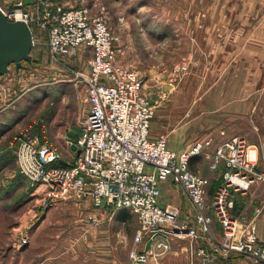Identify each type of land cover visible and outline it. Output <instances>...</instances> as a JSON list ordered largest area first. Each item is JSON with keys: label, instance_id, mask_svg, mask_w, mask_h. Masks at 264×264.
<instances>
[{"label": "rangeland", "instance_id": "1", "mask_svg": "<svg viewBox=\"0 0 264 264\" xmlns=\"http://www.w3.org/2000/svg\"><path fill=\"white\" fill-rule=\"evenodd\" d=\"M133 2L120 0L117 7L121 14L117 18L114 15L110 28L117 37L116 64L139 72L144 80L142 94L155 106L149 138H163L170 150L179 153L209 138L217 141V135L224 137L222 141L240 137L250 149L256 150V170L261 169L264 165V0H143V7L137 13ZM106 14L108 21V9ZM33 30L35 40L29 59L23 60V68L18 70L14 63L9 66L16 81L21 80L23 91L31 87L18 104L26 115L18 127L23 129L26 124L43 119L48 122L47 138L57 143L61 151L69 150L67 139L57 135L71 126L73 137L76 140L80 137L88 101L84 86L73 74L77 71L87 74L89 64L83 70L79 63L66 61L67 56L55 60L48 50L46 34ZM149 30H155L152 33L155 35L149 37ZM162 34L165 37L158 38ZM137 47L141 49L143 62L136 63V67L134 60L123 62L124 57L131 58ZM70 54L75 53L67 55ZM212 142L189 161L190 169L205 178L210 188L208 197L227 169L225 163L216 171L209 169L211 153L221 141L213 145ZM7 163L6 168L3 165L0 169V185L7 189L0 193V264H135L128 257L138 227L134 213L128 210L123 215L124 224L118 220L104 225L95 211L112 214L108 207L96 209L87 202L60 200L44 209L38 197L30 195L32 189L20 171L16 151ZM251 189L254 195L260 192L255 201L258 205L252 212L247 209L233 215L244 224L252 221L258 241L264 244L257 229L259 214L264 209V182H254L247 190L237 191L234 204L237 194ZM171 207L178 209L180 220L195 223L194 208L190 220L187 211L183 216L179 208ZM91 214L94 221L88 218ZM218 226L212 223L210 229L221 242ZM203 238H174L181 240L175 243L174 254H169L167 249L156 258V264H161L163 257H166L164 264L167 260L171 264H186L191 257L199 260L196 252L208 246ZM220 257H241L254 264L243 255L218 252L213 254L210 264Z\"/></svg>", "mask_w": 264, "mask_h": 264}, {"label": "built area", "instance_id": "2", "mask_svg": "<svg viewBox=\"0 0 264 264\" xmlns=\"http://www.w3.org/2000/svg\"><path fill=\"white\" fill-rule=\"evenodd\" d=\"M0 10L7 20L25 21L32 34L34 28L44 32L55 60L80 47L92 51L88 73L73 74L84 86L88 101L75 143L79 153L63 163L60 147L47 138L43 119L14 137L20 171L32 189L30 195L38 197L44 209L60 200H72L89 202L96 209L108 207L112 213L117 209L134 213L138 227L128 257L135 264H156L170 240L185 236L204 237L208 242L195 254L198 264H210L215 252L239 254L254 264H264V244L258 241L254 223L244 224L233 215L235 193L264 182V165L256 170V150L240 137L217 143L209 169L216 171L221 163L227 169L208 197L205 178L190 169L189 161L212 139L178 153L163 138H149L155 106L142 94L144 80L139 72L116 64L117 37L104 6L93 10L86 3L64 7L52 0H37L34 10L20 2ZM36 125L39 133H33ZM168 179L179 184L190 200L194 224L180 220L178 209L160 205V182ZM213 219L219 223L221 242L210 229Z\"/></svg>", "mask_w": 264, "mask_h": 264}, {"label": "crops", "instance_id": "3", "mask_svg": "<svg viewBox=\"0 0 264 264\" xmlns=\"http://www.w3.org/2000/svg\"><path fill=\"white\" fill-rule=\"evenodd\" d=\"M52 1L62 5L64 7H71V6L86 3L90 6H92L93 10H96L98 6L103 5L110 12V18L108 20V23L110 26L113 25V23H114L113 22V20H115L114 15L117 18L121 14V12H120L121 10L118 8L119 6L117 7V5H119V3H120V0L113 1V2H111L110 0H52ZM19 2L21 3V5H23V7L27 8L29 10H34L36 0H0V4L3 6H6V9H10V8L17 6V4ZM131 4L133 5V10H136V13H137L139 11V9L141 7H143V5H142L143 0H135V2H133ZM111 5H114V7H111ZM8 7H10V8H8ZM2 8H4V7H2ZM126 8H127V6L125 7V9ZM123 10H124V8H123ZM121 30H122V28H121ZM128 31H129V28H128ZM154 31L155 30H149L148 36L150 37V36L155 35V34H152ZM163 36H164V34L160 35L158 38H161ZM34 40H35V36L33 35V44H34ZM31 50H32V48H31ZM140 51H141L140 48L137 47L136 50L134 48V53H133V55L131 54V58L124 57L123 62H126L128 59H131V61L134 60L133 61L134 66L136 65V63L143 62L141 60L142 56L140 54ZM91 56H92L91 49L86 48V47H80L74 55H72V54H70L69 56L67 55V57L64 59L68 62L72 61V63H74V64H75V62H76V64L79 63L80 64L79 67L82 68L83 70H85L88 67L87 61L89 58H91ZM137 66H138V64H137ZM20 68H23V66ZM20 68H18V69H20ZM18 69L16 68L15 70H18ZM13 74L14 73L10 72V68H9V70L5 74L0 75V169L4 168V166L6 168L7 164H8L7 162L9 161L10 157H14V155H15L16 143L14 141V137L18 133V130H22V128L18 127V126H20L18 124L23 123L25 116H26L24 108L23 109L20 108L21 106L18 104L21 103V100H23V97H25V94L28 91H30V89H31V87H28L23 91L22 90L23 85L20 83L21 80H19V78H18V80L16 81V77ZM18 83H20V84H18ZM17 90L18 91L22 90V91L17 93L18 92ZM17 108H19V111L16 110ZM39 120H41V119H39ZM45 123H46V127H47L48 122H45ZM29 124L30 123L26 124L25 126H23V128H25ZM15 129H17V130H15ZM70 131H71V126L63 134L57 135L58 137H61L62 139H67V147L69 148V150H66V149L63 150L62 149L63 163H65L66 161H70L77 154L78 147L76 146V149H72L71 144L76 143L77 140L79 139V137L76 140L73 137V135L70 133ZM39 132H40V126L36 125L35 128L33 129V133H39ZM81 132H82V130H81ZM47 135H48V133H47ZM217 137L218 138H216V139H218V140L217 141L214 140V142H212V145L216 144L218 141L220 142V141H222V139H224L223 136L217 135ZM220 137H221V139H220ZM188 148L189 147L184 148V149L186 150ZM5 163H6V165H5ZM209 189L210 188L208 187V184H207V191ZM160 191H161L160 197H159L160 205H162V206H175L182 211V215H183L184 211H187V212H185L186 214L189 215L187 218L192 220L193 208L189 207L190 203H189L187 197L185 196L184 191L181 189V187L174 184L171 180L168 179V180L160 182ZM252 191H253V189L248 191L249 193L246 191L244 193L237 194L233 212L238 214V212H244L247 209H250V212H252L254 207L256 205H258L257 202H255V201H256L257 196L260 195V192L257 191V195H254L255 193ZM249 195H250V197H249ZM238 197L240 199L237 200ZM241 199H244V200H241ZM253 200H254V202H253ZM86 204H88L90 206L89 202H87ZM258 209L259 208H257L254 211V213H256V211ZM117 210H114L112 214L111 213H109V214L105 213L104 211L102 213H100L99 210H96V211L94 210V211L96 212L97 215L100 216V220H102V224L107 223V225H110L111 222H113V221L116 222L118 220H119L118 222L120 224H121V222L126 223L125 217L123 215L129 211L125 210V209H120L121 211L119 212ZM89 216L93 217V214H91ZM212 223H214V226H218V224L216 223L215 220ZM218 229H219V226H218ZM257 229H258V236L262 240H264V209L261 210V212L259 214V218L257 220ZM120 234H121V231H118L117 235H120ZM179 241H181V240H179V239H172L171 240V243H169V246H168V250H169L168 253L169 254H171V255L174 254V252H175L173 249L174 245H176L175 243H179ZM184 249L186 250L185 247H184ZM171 250H172V252H171ZM109 254H110V252L108 253V255ZM168 256H167V258H168ZM165 258L166 257H163L160 259L161 264H164ZM170 258H171V256H170ZM188 260L189 261H187L186 264H190L189 263L190 261H192L193 264H198V262H199L198 258H196V257H191V259L188 258ZM168 263L171 264V262L167 260L166 264H168ZM213 264H252V263L246 259L241 258V257H220L219 259L215 260V262Z\"/></svg>", "mask_w": 264, "mask_h": 264}, {"label": "water", "instance_id": "4", "mask_svg": "<svg viewBox=\"0 0 264 264\" xmlns=\"http://www.w3.org/2000/svg\"><path fill=\"white\" fill-rule=\"evenodd\" d=\"M32 45L29 25L23 20H7L0 10V75L5 74L13 63L17 69L22 67V61L29 59ZM71 148L76 149V144L72 143Z\"/></svg>", "mask_w": 264, "mask_h": 264}, {"label": "trees", "instance_id": "5", "mask_svg": "<svg viewBox=\"0 0 264 264\" xmlns=\"http://www.w3.org/2000/svg\"><path fill=\"white\" fill-rule=\"evenodd\" d=\"M5 188H6V187H5ZM4 190H7V189H3V187L0 186V193L3 192ZM0 195H2V194H0Z\"/></svg>", "mask_w": 264, "mask_h": 264}]
</instances>
